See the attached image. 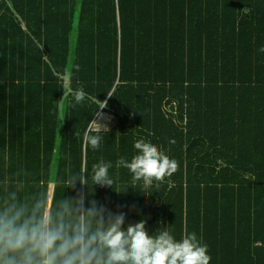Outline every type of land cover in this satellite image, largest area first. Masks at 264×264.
<instances>
[{
	"label": "trees",
	"instance_id": "trees-1",
	"mask_svg": "<svg viewBox=\"0 0 264 264\" xmlns=\"http://www.w3.org/2000/svg\"><path fill=\"white\" fill-rule=\"evenodd\" d=\"M262 45L264 0H0V182L23 170L32 190L75 196L79 182L54 180L104 160L120 190L131 174L116 161L144 139L178 161L170 183L89 198L125 226L195 232L210 264H264ZM80 86L107 107L61 99ZM100 112L114 125L93 150Z\"/></svg>",
	"mask_w": 264,
	"mask_h": 264
},
{
	"label": "clouds",
	"instance_id": "clouds-1",
	"mask_svg": "<svg viewBox=\"0 0 264 264\" xmlns=\"http://www.w3.org/2000/svg\"><path fill=\"white\" fill-rule=\"evenodd\" d=\"M258 51L264 53V45ZM74 68L79 71L80 66ZM55 75L68 79L60 73ZM68 95L76 104L87 98L95 108L107 107L106 100L89 96L83 86L64 89L61 99ZM97 116H102V112ZM61 120L63 123L64 117ZM92 124L94 127L90 126L85 139L87 145L97 150L104 139L101 133L108 128L99 120H92ZM76 135L79 137L78 130ZM134 148L137 152L130 160L121 156L116 161L117 168H125L131 174V183L120 190L113 188L109 173L112 162L104 160L94 163L90 173L86 166L75 173L68 168L65 176L54 180L63 192L66 188L76 190L79 182L81 189L76 190L75 196L57 197L44 185H36L32 190L27 180L21 178L30 173L23 170L5 177L0 182V264H210L208 245L195 232L177 240L170 225L150 232L146 218L125 226L126 213H114L89 198L93 185L111 187L119 193L129 187L137 190L139 184L141 190L137 191L148 195L154 188L159 190L161 184L170 183L166 178L178 170L176 159L144 139L135 141Z\"/></svg>",
	"mask_w": 264,
	"mask_h": 264
},
{
	"label": "rangeland",
	"instance_id": "rangeland-1",
	"mask_svg": "<svg viewBox=\"0 0 264 264\" xmlns=\"http://www.w3.org/2000/svg\"><path fill=\"white\" fill-rule=\"evenodd\" d=\"M63 111H64V101L62 102V105H61V117H63ZM96 120H99L101 123L106 124L108 130L114 125L113 118L109 114L107 115L102 114V116L97 117ZM92 127H94L93 124H92Z\"/></svg>",
	"mask_w": 264,
	"mask_h": 264
},
{
	"label": "built area",
	"instance_id": "built-area-1",
	"mask_svg": "<svg viewBox=\"0 0 264 264\" xmlns=\"http://www.w3.org/2000/svg\"><path fill=\"white\" fill-rule=\"evenodd\" d=\"M111 116V115H110ZM112 117V116H111ZM113 118V117H112Z\"/></svg>",
	"mask_w": 264,
	"mask_h": 264
}]
</instances>
